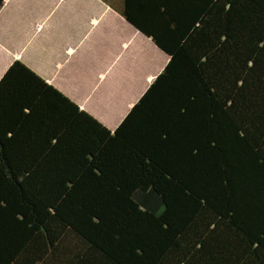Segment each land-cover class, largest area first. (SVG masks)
<instances>
[{
	"label": "trees",
	"instance_id": "1",
	"mask_svg": "<svg viewBox=\"0 0 264 264\" xmlns=\"http://www.w3.org/2000/svg\"><path fill=\"white\" fill-rule=\"evenodd\" d=\"M122 13L170 60L114 130L0 79V264H264V0Z\"/></svg>",
	"mask_w": 264,
	"mask_h": 264
},
{
	"label": "crops",
	"instance_id": "2",
	"mask_svg": "<svg viewBox=\"0 0 264 264\" xmlns=\"http://www.w3.org/2000/svg\"><path fill=\"white\" fill-rule=\"evenodd\" d=\"M123 10L124 0H4L0 79L20 60L114 130L170 60Z\"/></svg>",
	"mask_w": 264,
	"mask_h": 264
}]
</instances>
